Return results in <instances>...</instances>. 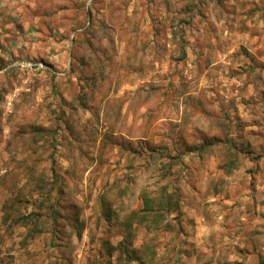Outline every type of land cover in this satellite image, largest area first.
I'll return each instance as SVG.
<instances>
[{
    "label": "rangeland",
    "instance_id": "rangeland-1",
    "mask_svg": "<svg viewBox=\"0 0 264 264\" xmlns=\"http://www.w3.org/2000/svg\"><path fill=\"white\" fill-rule=\"evenodd\" d=\"M0 264H264V0H0Z\"/></svg>",
    "mask_w": 264,
    "mask_h": 264
},
{
    "label": "trees",
    "instance_id": "trees-1",
    "mask_svg": "<svg viewBox=\"0 0 264 264\" xmlns=\"http://www.w3.org/2000/svg\"><path fill=\"white\" fill-rule=\"evenodd\" d=\"M165 190L161 189L158 192L159 198H152L147 194L141 195L142 207L140 209V222L149 221L148 218H152L151 222L153 226L157 227L160 225V222L164 220V217L172 212H175L177 215H180L178 202L172 201V197L164 193Z\"/></svg>",
    "mask_w": 264,
    "mask_h": 264
},
{
    "label": "built area",
    "instance_id": "built-area-1",
    "mask_svg": "<svg viewBox=\"0 0 264 264\" xmlns=\"http://www.w3.org/2000/svg\"><path fill=\"white\" fill-rule=\"evenodd\" d=\"M11 67L25 69L28 71L39 72L46 69V64L41 61H18L11 63Z\"/></svg>",
    "mask_w": 264,
    "mask_h": 264
}]
</instances>
